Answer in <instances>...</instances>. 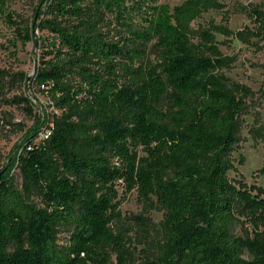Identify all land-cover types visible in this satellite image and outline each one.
Here are the masks:
<instances>
[{
  "label": "trees",
  "instance_id": "obj_1",
  "mask_svg": "<svg viewBox=\"0 0 264 264\" xmlns=\"http://www.w3.org/2000/svg\"><path fill=\"white\" fill-rule=\"evenodd\" d=\"M11 1L0 0V16L23 44L46 47L33 81L59 114L36 143L38 117L0 172V264H135L114 229L119 185L163 211L157 254L138 264H264V187L238 175L244 159L234 157L253 91L226 75L233 59L216 39L264 40V3L249 9L252 27L233 32L214 22L192 28L218 6L212 0L174 9L46 0L39 37L7 13ZM4 87L0 78L6 103L37 117L26 95L7 98ZM249 133L264 143V124ZM256 174L264 176V161Z\"/></svg>",
  "mask_w": 264,
  "mask_h": 264
},
{
  "label": "rangeland",
  "instance_id": "obj_2",
  "mask_svg": "<svg viewBox=\"0 0 264 264\" xmlns=\"http://www.w3.org/2000/svg\"><path fill=\"white\" fill-rule=\"evenodd\" d=\"M46 0H13L7 7V13L17 21L20 27L26 25L32 28L36 36L46 37L38 27L39 13L44 11ZM159 4H167L170 9L182 4L185 0H155ZM217 4L203 12L200 17L192 22V28H207L210 22L227 26L231 31L241 30L245 26H253L248 11L250 8L264 3V0H212ZM1 15V14H0ZM111 33V32H110ZM111 36L113 34L111 33ZM221 51L233 59V64L226 75L233 81L250 87L253 96L248 100V107L241 116L239 131L240 146L234 152V157L240 156L244 164L236 162L238 175L245 178L248 184H256L264 187V176H259L256 171L264 161V143L255 141L249 133L251 127L264 124V40L252 39L249 43H243L233 37L225 38L216 34ZM43 43L23 44L5 20L0 16V78L6 83L4 92L7 98L15 95H26L31 100L33 115L20 105L6 103L0 97V172L4 173L14 160V156L21 150L26 135L35 128V121L41 118L44 124L35 136V142L44 141L49 133L42 130L53 115L59 114V110L49 100L44 88H38L33 81L39 59L45 55ZM27 76V81L22 85L18 80L19 74ZM47 119V120H45ZM38 129V130H39ZM32 139V138H31ZM140 154L144 153L140 151ZM236 176V172H231ZM121 193V221L115 222L114 229L125 234V246L132 254L133 262L138 264L147 257L157 254L158 246L162 242L163 229L160 225L163 219V211L150 209L136 191L125 192L119 185ZM32 201L39 207L43 206L39 194L32 197ZM240 233V227L237 228ZM60 244H65L67 236L65 232L59 234Z\"/></svg>",
  "mask_w": 264,
  "mask_h": 264
},
{
  "label": "built area",
  "instance_id": "obj_3",
  "mask_svg": "<svg viewBox=\"0 0 264 264\" xmlns=\"http://www.w3.org/2000/svg\"><path fill=\"white\" fill-rule=\"evenodd\" d=\"M46 137H48V134L46 135Z\"/></svg>",
  "mask_w": 264,
  "mask_h": 264
}]
</instances>
